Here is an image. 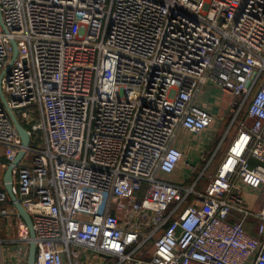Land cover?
<instances>
[{
    "label": "built area",
    "instance_id": "2783aa9c",
    "mask_svg": "<svg viewBox=\"0 0 264 264\" xmlns=\"http://www.w3.org/2000/svg\"><path fill=\"white\" fill-rule=\"evenodd\" d=\"M0 6V74L12 40L19 50L3 91L30 137L45 135L12 172L35 230L32 239L22 221L21 240L35 241L36 264H264V203L249 209L241 185L264 189V0ZM209 82L238 108L236 136L213 174V156L185 161L174 145L180 130L200 135L213 124L196 102ZM245 104L247 121L238 120ZM22 148L0 98L2 218H20L4 174ZM200 160L196 181L158 177L179 167L191 176Z\"/></svg>",
    "mask_w": 264,
    "mask_h": 264
},
{
    "label": "crops",
    "instance_id": "0c3cea01",
    "mask_svg": "<svg viewBox=\"0 0 264 264\" xmlns=\"http://www.w3.org/2000/svg\"><path fill=\"white\" fill-rule=\"evenodd\" d=\"M216 89H218V87L213 82H209L201 89V92L196 99L197 104L205 109H208L214 115L215 120L213 124L200 135H194L186 130H180L178 137L174 142L175 146L183 150L185 161H198L201 154H204L205 158L208 160L210 159L209 154L213 152L212 156L214 163V156H217L219 153L220 149L217 150L216 146L220 147V143H217L214 146V135L215 132H217L215 131V126L218 125L220 121H223V117L226 115L227 111H231L232 108L230 107L231 102H229L227 106H223V102L219 100L220 94ZM202 93H204V95L201 96ZM225 138H227L226 135L223 137V141ZM221 140L222 139L218 142H221ZM213 147L216 149L213 150ZM214 166V170H216L218 166ZM179 175L180 170H176L175 172L169 174L172 181L176 180V177ZM181 179L183 178L180 177L179 181ZM189 181H192L191 176L189 177ZM241 185L243 191L242 195L248 208L253 212L259 211L264 203V189L254 190L244 186L243 184ZM22 221L23 219L21 217L16 218L15 215H10L4 218L0 217V264H18V262H21L22 256H28L30 244L21 240L20 223ZM258 223L259 221L255 217L251 216L246 224V230L253 235L256 234Z\"/></svg>",
    "mask_w": 264,
    "mask_h": 264
},
{
    "label": "rangeland",
    "instance_id": "374dc122",
    "mask_svg": "<svg viewBox=\"0 0 264 264\" xmlns=\"http://www.w3.org/2000/svg\"><path fill=\"white\" fill-rule=\"evenodd\" d=\"M216 90L220 94L219 100H221L223 102V106H227L229 104V102H231L230 107L232 109H231V111L230 110L227 111L226 115L223 117V121H220L218 123V125L215 126V131H217V132H215V135H214V137H215L214 146L217 143L218 144L220 143V147L216 146L217 150L218 149H220V150H219L218 155L217 156H214V163H212L211 167L209 168V173L210 174H213L214 173L213 172L214 169H215V166L214 165H217V166L219 165L220 161L223 159L224 155L227 152V149H228V147L230 145V142H232L231 140L234 138L235 134L237 133V128H236V125L237 124H235L234 126H232L230 128L231 120H233L234 115H235V113H236V111L238 109L236 107L237 105L234 103L235 96L233 94H231L230 92L222 91L220 88H218ZM202 95H204V93H202L201 96ZM246 109H247V104H245V105L242 106V108H241V110L239 112L238 120H241L242 116L246 112ZM39 120H40L39 113L36 110L31 109V121L32 122H36V121H39ZM23 123L26 124L25 121H23ZM33 134L34 135L31 137V145H32V148L33 149L43 148L45 146V135H44V133L42 131H36V130H34L33 131ZM225 135L227 136V138H225V140L223 141V137ZM220 139H222L221 142H218ZM216 148L213 147V150H215ZM30 154L32 156L33 155V152H31ZM212 154H213V152L209 154V158H211ZM255 163H256V160L252 158L250 160V164L251 165H254ZM204 166H205V163L202 162L195 169L194 173L191 175L192 181H194V180L196 181L198 179L197 177H200L201 176V173H202V171L204 169ZM177 170H180V175L178 177H176V180H173L172 181L171 180V177L169 176V174H165V173H160L158 175V177L161 178V179H163V180H167V181H171V182H177V181H179L180 177L181 178H184V176L190 177L189 176V174L191 172L190 169H188V168L186 169V168H183V167H179ZM186 180H187V178H186ZM186 180H184V181H186ZM207 182H208V177L204 176L202 178V180L200 181V185L201 186H204V185H206ZM84 201L85 200H82V202H84Z\"/></svg>",
    "mask_w": 264,
    "mask_h": 264
},
{
    "label": "water",
    "instance_id": "95a60500",
    "mask_svg": "<svg viewBox=\"0 0 264 264\" xmlns=\"http://www.w3.org/2000/svg\"><path fill=\"white\" fill-rule=\"evenodd\" d=\"M0 22L4 26L3 19H2V13H1V6H0ZM12 46H13L12 56H11L8 64L6 65V67L4 68L2 73L0 74V98H1V101L3 102V104L7 110L9 117L12 120L17 132L19 133V135L21 137L23 148L21 149V151L19 152V154L17 155V157L13 161V163L6 170V172L4 174V182H5V188H6L8 194L10 196L12 203L14 204L15 208L17 209L18 215L23 219V221L27 225L29 233H30V237L33 239V238H35V230H34L32 218H31L30 214L27 212V210L23 207L21 202L17 199L16 195L13 193L12 172H13L14 166L19 163V161L22 159V157L26 154L27 149H29L30 144H31V137H30L29 130L23 125V123L19 120V118L16 116L15 112L10 107V105L8 103V97L5 95V93L3 91V87H2L3 78L7 74H9V72H10V70H11V68H12V66H13V64H14L17 56H18V53H19L18 45H17V42L15 40H12ZM29 244H30L29 245L30 247H29V252H28L27 264H36V256H37L36 243H35V241L31 240Z\"/></svg>",
    "mask_w": 264,
    "mask_h": 264
},
{
    "label": "trees",
    "instance_id": "16d2710c",
    "mask_svg": "<svg viewBox=\"0 0 264 264\" xmlns=\"http://www.w3.org/2000/svg\"><path fill=\"white\" fill-rule=\"evenodd\" d=\"M247 111V110H246ZM241 120H246L247 121V115L246 112L244 113V115L242 116ZM237 129H238V125H236ZM228 150V149H227ZM252 159V158H251ZM254 159V158H253Z\"/></svg>",
    "mask_w": 264,
    "mask_h": 264
}]
</instances>
